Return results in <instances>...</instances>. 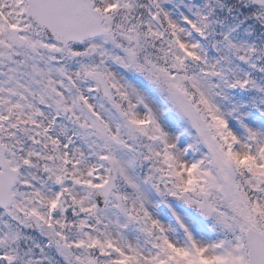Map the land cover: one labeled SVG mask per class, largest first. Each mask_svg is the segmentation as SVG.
<instances>
[{"label":"snow or ice","instance_id":"6c2138e0","mask_svg":"<svg viewBox=\"0 0 264 264\" xmlns=\"http://www.w3.org/2000/svg\"><path fill=\"white\" fill-rule=\"evenodd\" d=\"M0 264H264V0H0Z\"/></svg>","mask_w":264,"mask_h":264}]
</instances>
